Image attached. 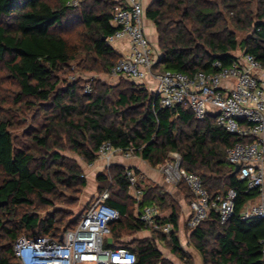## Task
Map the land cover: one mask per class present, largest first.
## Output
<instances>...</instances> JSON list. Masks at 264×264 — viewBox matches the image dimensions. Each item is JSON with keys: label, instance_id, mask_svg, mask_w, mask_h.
Returning <instances> with one entry per match:
<instances>
[{"label": "trees", "instance_id": "16d2710c", "mask_svg": "<svg viewBox=\"0 0 264 264\" xmlns=\"http://www.w3.org/2000/svg\"><path fill=\"white\" fill-rule=\"evenodd\" d=\"M71 1L0 0V66L17 84L13 104L26 100L27 108L38 106L41 112L51 113L46 125L25 130L29 145L14 140L12 118H0V264H19L13 253L19 237L59 240L81 217L66 223L57 214L41 217L36 212L40 206L52 207L58 190L86 186L80 167L61 161L57 150L65 147L56 139H65L85 164L97 159L103 142L133 150L153 167L168 161L170 153H178L181 167L201 178L210 198H223L229 189L237 193L234 214L227 223L221 224L211 213L190 229L189 241L201 263L264 264V220L240 217L259 192L248 191L227 161V150L249 139L226 132L213 115L200 121L187 107L160 109L153 94L132 81L117 94L102 83L93 84L89 93L77 82L61 86L60 75L72 62L78 60L81 70L100 66L109 73L120 58L105 41L116 31L111 21L117 2L78 0L79 6L73 7ZM256 1L257 8H252V0H155L145 11L158 36L160 57L155 67L188 75L211 72L214 61L228 66L233 53L244 52L264 68V0ZM74 22L80 25L81 38L72 43L65 31ZM237 32L245 33L240 41ZM60 133L62 137L57 138ZM97 183L99 193L109 192L107 203L119 213V219L110 224L111 239L134 252L135 264H169L155 241L167 244L175 257L192 264L179 244V214L174 206L167 217L155 218L158 226L169 224L170 232L150 230L133 215L125 169L109 166ZM143 230L152 236L121 245L123 237Z\"/></svg>", "mask_w": 264, "mask_h": 264}, {"label": "built area", "instance_id": "2783aa9c", "mask_svg": "<svg viewBox=\"0 0 264 264\" xmlns=\"http://www.w3.org/2000/svg\"><path fill=\"white\" fill-rule=\"evenodd\" d=\"M117 6L112 22L116 31L108 36L107 45L126 40L128 53L121 56L110 68L112 78H124L134 83L151 80L155 84L153 96L160 109L187 107L196 120L215 116L216 124L226 132L249 139L236 143L227 150V161L240 166L238 178L245 182L247 190H264V68L249 53H233L232 63L224 66L219 60L212 63L211 72L188 75L175 71H158L155 51L144 33V8L142 0H114ZM91 85L84 86L89 93ZM97 159L110 163L117 155L134 156L133 150H121L110 142H103L97 150ZM94 163V162H93ZM93 163L86 164L91 168ZM163 180L170 185L184 184L192 200L189 204V229L196 228L214 213L221 224L234 214L237 193L229 189L223 198H210L201 178L181 167L178 153H170V159L160 165ZM84 177V176H83ZM128 190L137 204L142 190L137 175L131 168L125 169ZM109 192L99 193L88 205L73 229H67L62 239L50 237H19L13 244V253L19 264H135L136 255L130 249L107 246L111 238L110 224L119 219V213L108 205ZM158 212L145 206L137 214L138 220L148 229L170 232L169 224L158 226ZM243 221L264 220V198L248 203L241 211ZM60 237V238H61ZM112 240V239H111ZM264 261V239L261 241Z\"/></svg>", "mask_w": 264, "mask_h": 264}, {"label": "rangeland", "instance_id": "374dc122", "mask_svg": "<svg viewBox=\"0 0 264 264\" xmlns=\"http://www.w3.org/2000/svg\"><path fill=\"white\" fill-rule=\"evenodd\" d=\"M253 5L252 8H254L257 4L256 0H252ZM70 6H79L78 0H72L70 2ZM257 8V6H256ZM255 8V9H256ZM76 26H75V25ZM78 27V28H77ZM80 25H77V23H71V25H68L66 27V35L68 39L72 43L78 42L81 36L78 35V32L80 30ZM238 40L240 41L242 38L245 37V33H238ZM78 60L75 62H72L69 68L65 71L64 74H61L60 77L63 80V83L61 86H64L65 82H77L80 86L84 87L86 84H90L91 86L95 83H102L106 84L108 86H111L115 89V94H117L120 90H123L126 86V84L130 85V80H125L124 78H112L108 72L102 71L100 66L97 67L96 70L93 71H85L81 70V68L77 65ZM158 71H163V66H157ZM135 85L142 86L144 88H147L146 84L141 83H135ZM18 91L17 84L11 80L9 77H7L6 71L0 66V118L6 117V118H12L13 125L10 129L12 136L14 140L21 144L29 145V138L24 137V132L27 128L30 127H36L41 128L42 124H47L48 119L51 116V113L48 111L47 114L45 112H41V109L36 106L34 109H29L26 107L25 102L19 104H13V98L14 94ZM149 92V90L147 89ZM59 131V130H58ZM57 136V138L62 137V133ZM65 138V137H64ZM60 140L62 143V146L65 147L63 150L58 151V154L61 155L62 160L64 164H76L80 167L82 170V175L84 176V179L86 181V186L77 190H58V193L56 195V198L54 199V205L52 207H46V206H40L37 208V213L41 217L49 216V215H56L58 218H63L64 222H71L75 219H78L80 216H82L84 210L88 207V205L93 201L94 197H89L86 190H88V182L85 174V163L83 160L74 154L69 146L67 141L65 139H56ZM56 150V149H55ZM40 151H37V158H40ZM60 161V162H61ZM58 166V164L56 165ZM108 186H106L104 189L106 190ZM70 202V203H67ZM75 226L71 227L70 229H73ZM148 235V237H145ZM152 236V233H136L133 235H128L123 237L121 245H126L127 243L131 242L132 240H141V239H149ZM189 240V239H188ZM115 245V244H114ZM155 245L157 249L161 252L162 257L169 262V264H173L172 261L174 260V256H171L169 247L167 244H161L159 242L155 241ZM177 260H175V263Z\"/></svg>", "mask_w": 264, "mask_h": 264}, {"label": "crops", "instance_id": "0c3cea01", "mask_svg": "<svg viewBox=\"0 0 264 264\" xmlns=\"http://www.w3.org/2000/svg\"><path fill=\"white\" fill-rule=\"evenodd\" d=\"M154 1L155 0H142V4L144 8L143 25H144V33L147 39L149 40L150 44L154 48L155 59L158 61L160 57V50L158 47V36H157L156 28L154 24L150 20H148L145 16L146 9ZM111 24L114 27L112 21ZM112 48L115 50V52H117V54H119L120 57L128 53V45L126 40H121L116 42L112 46ZM142 83L146 84L147 85L146 89H148L149 92L153 94L155 88L154 82L151 80H146ZM109 166L120 167L123 169L131 168L134 170L135 174L137 175L138 183L141 186V190H144V192H142L144 198L142 197L140 203L137 204L129 192L130 197L133 199V215L135 217H137L138 212L142 210V208L145 206L154 207L157 210L158 215L162 217H167L169 215L172 206H174L178 210L179 218H178L177 237L179 240V244L182 250L191 257L192 264H202L200 256L194 250V248L190 244V241L188 240L191 233V230L188 227V220L191 211L189 207L190 194L189 191L187 190V187L184 186L179 187V186H173L167 184L163 180V176L160 173V166L153 167L136 155L132 156L131 158H124L121 155H117L113 159H111L110 163H106L102 159H96L91 168H87L85 164V174H86L85 178L87 179L88 182V190H86V192L89 195V197L95 198L99 194L98 191L99 185L97 183V178L99 175L106 172V169ZM157 196L163 200L160 201L159 199L158 201ZM261 198H264V190L261 195L259 194V196L251 202H257ZM143 201L147 204L141 205V202ZM160 205L162 206V208L160 207ZM149 232H150L149 230H143L140 232V234L149 233ZM145 237H148V235H146ZM171 256L173 257L174 255L171 253ZM175 260H177L176 263ZM172 263L186 264L180 261L175 256Z\"/></svg>", "mask_w": 264, "mask_h": 264}, {"label": "water", "instance_id": "95a60500", "mask_svg": "<svg viewBox=\"0 0 264 264\" xmlns=\"http://www.w3.org/2000/svg\"><path fill=\"white\" fill-rule=\"evenodd\" d=\"M239 169H240V166H235L234 173L237 174L239 172ZM60 239H62V237ZM111 245H112V240H111V238H108L107 239V246H111Z\"/></svg>", "mask_w": 264, "mask_h": 264}]
</instances>
